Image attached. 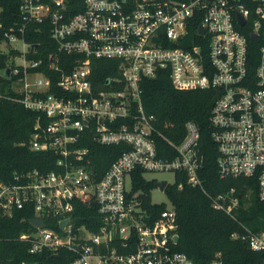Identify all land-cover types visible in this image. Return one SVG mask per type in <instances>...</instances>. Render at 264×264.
<instances>
[{"label":"built area","instance_id":"built-area-1","mask_svg":"<svg viewBox=\"0 0 264 264\" xmlns=\"http://www.w3.org/2000/svg\"><path fill=\"white\" fill-rule=\"evenodd\" d=\"M67 8L68 0H22V22L3 32L0 49L17 51L9 54L4 68H9L7 76L19 75L11 84L19 94L14 98L38 113L28 145L52 150L57 159L52 170L31 169L0 180V210L11 215L30 209L31 217L44 224H32L34 229L18 238L30 244V252L71 250L72 264H193L185 252L173 249L176 212L166 185L181 171L187 183L201 187L212 207L230 216L239 194L234 187L217 193L203 188L197 125L187 120L177 142L165 137L154 115L143 108L140 80L164 69L177 89L218 88L209 116L217 172L252 178L264 199V0H82L73 14ZM195 20L196 36L189 38L188 25ZM28 22L48 23L58 50L74 55L72 60L49 55V69L58 72L57 91H50L51 76L39 68L43 60L29 56L35 47L18 34ZM247 23L249 39H260L254 68L241 30ZM96 60L109 61L104 68L114 71L98 87ZM60 63L72 65L64 71ZM157 137L173 148L174 156L158 155ZM91 141L124 145L99 177L93 170ZM158 171H171L173 180H165L162 189L156 185L166 200L154 202L150 196L151 203L164 204L153 215L144 206L142 190L134 187L133 175L157 184L164 179L147 174ZM75 198L96 202L101 223L95 230L75 224ZM48 218L58 226L66 221L57 230L46 223ZM244 237L251 249L261 252L264 264V232L247 231ZM208 264L222 262L215 258Z\"/></svg>","mask_w":264,"mask_h":264},{"label":"trees","instance_id":"trees-1","mask_svg":"<svg viewBox=\"0 0 264 264\" xmlns=\"http://www.w3.org/2000/svg\"><path fill=\"white\" fill-rule=\"evenodd\" d=\"M22 0H0V42L5 39L3 32L15 23L22 22L19 6ZM82 0H68V14H73L81 7ZM198 21L188 25L189 38L195 37ZM247 23L241 30L248 39V54L252 68L258 59L260 39L250 40ZM36 49L29 54L41 58L43 65L39 68L51 76L50 91H57L55 82L57 74L49 69V55L58 54L61 59H74L58 50L56 42L50 36L48 23L28 22L23 33H18ZM0 49V180H9L17 172L37 169L42 172L55 168L57 155L52 150H34L28 145L33 132L37 112L26 108L14 96L19 95L11 87L12 81L19 75L7 76L5 67L9 54ZM95 83L101 85L103 77L112 70H106V60H96ZM70 65L60 63L64 71ZM141 103L147 113L154 115L156 125L165 137L179 141L184 134V123L193 121L199 130V151L203 163L199 169L203 188L209 193L227 191L234 187L239 194V205L230 216L220 209L212 207L206 193L200 186L186 182V176L176 171L175 180L165 187V192L176 212V232L178 239L173 249L185 252L193 264H208L218 258L222 264H261L262 254L248 246L244 235L247 231L264 232V199L257 195L256 183L252 178L221 177L217 172V147L211 138L209 120L212 105L218 95V88L177 89L169 79L166 70H160L154 77L140 80ZM42 122H45L42 118ZM158 155L174 156L173 148L161 137H157ZM93 170L99 177L112 160L123 150L124 145L88 143ZM134 187L140 189L144 206L153 215L164 208L162 203L150 202V189L156 186L155 179L146 180L139 173L133 175ZM181 183V185H179ZM72 217L76 225L84 224L95 230L101 223V215L93 198H75ZM33 215L30 209L22 208L11 215L0 210V264H72L73 252L66 248L56 251L42 249L29 251V243L18 238L22 231L34 229L28 222ZM46 223L59 230L54 218L45 219ZM236 236H232V233Z\"/></svg>","mask_w":264,"mask_h":264},{"label":"rangeland","instance_id":"rangeland-1","mask_svg":"<svg viewBox=\"0 0 264 264\" xmlns=\"http://www.w3.org/2000/svg\"><path fill=\"white\" fill-rule=\"evenodd\" d=\"M16 45H21L20 42H16ZM150 177H154L157 180L164 179L167 182H171L173 180V174L171 171H158L154 173L147 174ZM151 200L154 202H161L166 200L165 193L160 191L157 186L153 187L150 192Z\"/></svg>","mask_w":264,"mask_h":264},{"label":"water","instance_id":"water-1","mask_svg":"<svg viewBox=\"0 0 264 264\" xmlns=\"http://www.w3.org/2000/svg\"><path fill=\"white\" fill-rule=\"evenodd\" d=\"M237 16H238V21H239V23H240V24H243V23H244V18L241 17V15H240L239 13H237ZM198 32H199V33L203 32V28H202L201 26H199V28H198ZM256 37H257V34H256V33H254V32L250 33V38H251V39H255ZM8 69H9V68H6V69H5V74H8ZM164 184H165V180H161V181H158L156 185H157L160 189H162L163 186H164ZM65 221H66V219H63V220L60 222L59 226L62 227L63 224L65 223ZM28 222L31 223V224H33V225L39 226V227L43 226V224H44L42 219H40V218H36V217H31V218H29V219H28ZM174 239L177 240V239H178V236H175Z\"/></svg>","mask_w":264,"mask_h":264}]
</instances>
